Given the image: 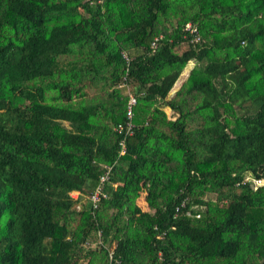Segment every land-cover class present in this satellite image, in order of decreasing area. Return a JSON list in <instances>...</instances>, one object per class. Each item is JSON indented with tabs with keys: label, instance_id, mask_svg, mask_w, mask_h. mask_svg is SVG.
I'll use <instances>...</instances> for the list:
<instances>
[{
	"label": "trees",
	"instance_id": "trees-1",
	"mask_svg": "<svg viewBox=\"0 0 264 264\" xmlns=\"http://www.w3.org/2000/svg\"><path fill=\"white\" fill-rule=\"evenodd\" d=\"M0 103V264H264V0H0Z\"/></svg>",
	"mask_w": 264,
	"mask_h": 264
},
{
	"label": "built area",
	"instance_id": "built-area-1",
	"mask_svg": "<svg viewBox=\"0 0 264 264\" xmlns=\"http://www.w3.org/2000/svg\"><path fill=\"white\" fill-rule=\"evenodd\" d=\"M101 1V0H99ZM185 30H188L192 33H195V36L193 37V41H198L200 39V36L197 32V29L191 25V23H186ZM155 42H153L154 44ZM123 57L126 60V63L129 61V57L126 54H123ZM119 87H126V95H127V103H126V112H125V120L123 122H119L116 125L113 126V130L122 134V138L120 140V154L124 153V141L127 136L132 135L133 133V107L136 104V96L133 92H131L125 82H122L119 84ZM111 170V165L103 164V171L99 175L98 183L94 187L91 193L88 195L82 194L78 190H72L69 192V196L72 200L75 201V206L79 208L81 205H84V201L87 200L89 205L91 207H96L97 203L106 196V193L104 192V185L109 179V174ZM252 185L254 187H257L260 184H264V180L262 179H251ZM87 203V204H88ZM183 205V202L181 203ZM179 206L176 207L178 209ZM99 234V233H98ZM120 260L115 258L112 254V250L110 249L108 253V264H119Z\"/></svg>",
	"mask_w": 264,
	"mask_h": 264
},
{
	"label": "rangeland",
	"instance_id": "rangeland-1",
	"mask_svg": "<svg viewBox=\"0 0 264 264\" xmlns=\"http://www.w3.org/2000/svg\"><path fill=\"white\" fill-rule=\"evenodd\" d=\"M193 63H194V61H191L186 67H185V69H184V71L182 72V74L180 75V77L178 78V80L176 81V83H175V85H174V87H177L181 82H182V79L184 80L185 79V77H186V75H187V73H188V70L190 69V67L193 65ZM187 69V70H186ZM126 91L127 90H124L123 92L124 93H126ZM0 107H3V104H1L0 103ZM166 111L167 112H169V110L166 108ZM144 190H146L145 188H143ZM142 190V189H141ZM136 202H137V200H136ZM84 203L85 204H87L88 202H87V200H85L84 201ZM146 206H145V202L143 201V206H142V208L143 209H147V207L145 208ZM149 207V206H148ZM149 210H146V211H151L150 209V207L148 208ZM90 245H97V242H91L90 243Z\"/></svg>",
	"mask_w": 264,
	"mask_h": 264
},
{
	"label": "crops",
	"instance_id": "crops-1",
	"mask_svg": "<svg viewBox=\"0 0 264 264\" xmlns=\"http://www.w3.org/2000/svg\"><path fill=\"white\" fill-rule=\"evenodd\" d=\"M187 70V69H186ZM182 81H183V79H182ZM176 88V87H175ZM147 194V191L146 190H144V189H142V191H140V195L137 197V205L142 209V210H149L148 208V206H149V204L147 203V201H146V198H145V195ZM143 201L145 202V206L147 207V209H143L142 208V206H143ZM145 207V208H146ZM151 210V209H150Z\"/></svg>",
	"mask_w": 264,
	"mask_h": 264
}]
</instances>
